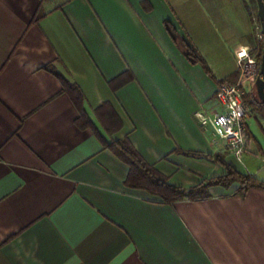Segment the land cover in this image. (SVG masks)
Segmentation results:
<instances>
[{"label":"crops","instance_id":"obj_1","mask_svg":"<svg viewBox=\"0 0 264 264\" xmlns=\"http://www.w3.org/2000/svg\"><path fill=\"white\" fill-rule=\"evenodd\" d=\"M255 6L0 0V264H264V191L240 197L233 185L163 204L124 186L127 166L99 139L127 138L173 186L224 174L217 156L264 182L249 124L243 172L194 118L238 76L236 54L259 35ZM182 43L207 70L188 62ZM50 70L78 87L94 129L76 124L78 108ZM106 102L107 124L95 114ZM251 120L264 135V121Z\"/></svg>","mask_w":264,"mask_h":264},{"label":"trees","instance_id":"obj_2","mask_svg":"<svg viewBox=\"0 0 264 264\" xmlns=\"http://www.w3.org/2000/svg\"><path fill=\"white\" fill-rule=\"evenodd\" d=\"M37 17H39L38 13ZM164 26L172 40H176L174 29L168 23H165ZM181 46L182 51L189 63L199 64L205 70H207L205 63L194 51L190 50L184 43H182ZM260 47V51L262 53L263 47ZM256 59L258 62L260 61V54L256 57ZM51 72L61 80L62 91L68 95L70 100L78 108L79 118L76 121V124L79 127H89L94 129L92 123L87 118L85 111L80 106L84 100L78 87L75 84L64 81L54 71ZM254 93L255 92L253 91V94ZM253 94L250 96L252 99L250 103L252 113L257 112L261 114L262 118L264 119V105H262L257 97ZM95 114L100 119H103L104 117L106 124L110 123L111 117H114V112L110 107V104L107 102L103 103L99 108H97L95 110ZM106 124L104 123V125ZM114 131L115 129H111L108 126L106 127V132L109 136H111ZM99 139L104 149L110 151L119 161L127 166L128 173L124 181V186L130 190H142L150 196L156 197L163 204H174L181 201L194 202L206 200L210 198V189H228L233 185L237 186L238 190L236 194L240 197H243L245 192L249 189L264 191L263 181L237 171L218 156L213 158V161L218 163L224 169V174L202 180L196 186L189 188L173 186L168 182L167 177L159 173L153 166L147 164L142 159V157L135 151L127 138L110 140L109 142H106L101 137Z\"/></svg>","mask_w":264,"mask_h":264},{"label":"built area","instance_id":"obj_3","mask_svg":"<svg viewBox=\"0 0 264 264\" xmlns=\"http://www.w3.org/2000/svg\"><path fill=\"white\" fill-rule=\"evenodd\" d=\"M236 63L239 70L237 81L221 82L214 97L216 108L198 110L194 118L202 132L210 136L212 146L217 147L221 142L226 152L240 162L246 151V131L252 117L246 96L253 94L260 65L246 52L236 54Z\"/></svg>","mask_w":264,"mask_h":264},{"label":"rangeland","instance_id":"obj_4","mask_svg":"<svg viewBox=\"0 0 264 264\" xmlns=\"http://www.w3.org/2000/svg\"><path fill=\"white\" fill-rule=\"evenodd\" d=\"M255 11H254V15L255 18L257 20V27H258V34L260 35V37L255 36V44L253 45V47L248 48L247 50V55L248 57L253 60L256 64H259L258 60L256 59V57L260 54V59H261V47H263V42H264V37L261 34V29H260V25L258 23V17H257V6H255ZM239 71V70H238ZM238 74V72H237ZM238 76L232 81V82H236L237 81ZM254 95L256 96V94L254 93ZM251 97L250 96H246V101L250 104L251 103ZM255 114V118L256 120H258L259 122H263V118L261 116V114L254 112ZM250 125V131L252 136L254 137V139L256 140V142L259 144L260 146V151L264 153V135L261 132V129L259 127V124H257V122H255V120H251L248 123ZM229 155V154H228ZM231 159L233 160V162L235 163V165L243 172H246L245 168H244V164H245V158L242 156L241 157V161L238 162L234 157H232L230 155ZM214 177V176H213ZM211 190V189H210ZM238 190V188H237ZM236 190V192H237ZM156 198V197H154Z\"/></svg>","mask_w":264,"mask_h":264},{"label":"water","instance_id":"obj_5","mask_svg":"<svg viewBox=\"0 0 264 264\" xmlns=\"http://www.w3.org/2000/svg\"><path fill=\"white\" fill-rule=\"evenodd\" d=\"M255 2L257 6V17L259 20L261 34L264 37V2L263 0H255ZM259 65V76L254 81V89L257 99L262 105H264V42Z\"/></svg>","mask_w":264,"mask_h":264}]
</instances>
